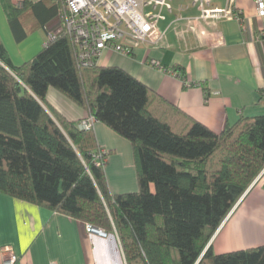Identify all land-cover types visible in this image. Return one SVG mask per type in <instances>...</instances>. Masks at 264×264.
Listing matches in <instances>:
<instances>
[{"label":"trees","instance_id":"1","mask_svg":"<svg viewBox=\"0 0 264 264\" xmlns=\"http://www.w3.org/2000/svg\"><path fill=\"white\" fill-rule=\"evenodd\" d=\"M1 3L21 36L64 7ZM49 90L130 144L135 193L110 194L111 152L99 157L93 129L79 131L49 109ZM263 171L264 115L215 133L118 67L79 66L67 35L17 67L0 45V193L115 232L126 264H264V245L207 248L260 175L264 190Z\"/></svg>","mask_w":264,"mask_h":264},{"label":"crops","instance_id":"2","mask_svg":"<svg viewBox=\"0 0 264 264\" xmlns=\"http://www.w3.org/2000/svg\"><path fill=\"white\" fill-rule=\"evenodd\" d=\"M22 1L11 0L15 5ZM229 3L240 21L211 20L195 25L192 20L199 16V10L191 0H170L171 12L162 10L165 18L157 24V30L163 32L159 42L138 46L132 57L106 51L97 65L122 69L215 133L240 117L262 116L264 16L257 15L253 0H213L211 7L222 9ZM59 28V19L53 16L43 28L21 36L19 28L14 30L8 24L0 0V45L14 67L29 61L43 48L46 30L56 32ZM216 38L223 43L213 45L211 41ZM152 59L180 77L151 68L147 62ZM45 100L49 109L68 122L76 123L86 116L54 90L48 91ZM93 131L100 150L111 152L104 168L110 194L135 193L137 181L130 144L100 123ZM261 184L258 177L216 231L210 240L212 250L221 238L226 239L221 245L228 249L225 253L233 248L236 251L264 245ZM86 225L0 193V264L7 253L17 258L15 264H126L115 232L101 237L87 233Z\"/></svg>","mask_w":264,"mask_h":264},{"label":"built area","instance_id":"3","mask_svg":"<svg viewBox=\"0 0 264 264\" xmlns=\"http://www.w3.org/2000/svg\"><path fill=\"white\" fill-rule=\"evenodd\" d=\"M213 0H191L197 6L199 16L194 20L195 25L206 21H240L238 12L229 3L225 8H212ZM257 15L264 16L263 0H253ZM162 10L171 12L170 0H64V7L57 15L60 28L56 32L46 30L47 45L61 36L71 39L77 64L88 66L97 64L101 55L113 52L124 57H132L135 49L143 44H156L163 37V32L157 30V24L164 20ZM179 19L183 17L179 16ZM206 37L207 34L203 33ZM220 45V38L211 41ZM147 65L160 72L179 78L180 74L165 69L158 61L149 60ZM186 87L190 86L184 82ZM97 120L89 116L76 123L79 131L94 129ZM105 152L100 150L99 157ZM98 157V158H99ZM86 232L105 237L99 229L86 225ZM17 258L7 253L3 264H15Z\"/></svg>","mask_w":264,"mask_h":264},{"label":"rangeland","instance_id":"4","mask_svg":"<svg viewBox=\"0 0 264 264\" xmlns=\"http://www.w3.org/2000/svg\"><path fill=\"white\" fill-rule=\"evenodd\" d=\"M31 33V32H30ZM5 39V42H6V44L8 45V47H9V49H11V47L9 46V44L7 43V39L6 38H4ZM12 51V50H11ZM117 136V135H116ZM118 137V136H117ZM120 138V137H119ZM122 139V138H121ZM122 140H124V139H122ZM125 142H127L126 140H124ZM128 143V142H127ZM129 144V143H128ZM132 160H133V157H132ZM132 170H133V172H134V177L136 178V171H135V167L133 168L132 167ZM264 172V171H263ZM262 175H260L259 177H261ZM136 180V179H135ZM222 241H226V239L225 240H222V238L219 240V241H217L216 242V244L214 245V247H213V252L215 253V254H218V253H225V251H228V249L227 248H222L221 247V245L223 246L224 245V243H222ZM234 249V248H233ZM233 249H229V250H231V251H235V250H233Z\"/></svg>","mask_w":264,"mask_h":264},{"label":"water","instance_id":"5","mask_svg":"<svg viewBox=\"0 0 264 264\" xmlns=\"http://www.w3.org/2000/svg\"><path fill=\"white\" fill-rule=\"evenodd\" d=\"M252 185H253V184H252ZM252 185H251V186H252ZM246 192H247V191H246ZM246 192L244 193V195L246 194ZM244 195L241 197V199L238 201V203H237V204L235 205V207L232 209L231 213H232V212L234 211V209L238 206V204L240 203V201L243 199ZM231 213L226 217V219H225L224 222L221 224V226L226 222V220L229 218V216L231 215ZM221 226H220V227H221ZM209 245H210V242H209L207 248L209 247ZM207 248H206V249H207ZM206 249H205V250H206ZM205 250H204V252H205ZM204 252H203V254H204ZM203 254H202V255H203ZM202 255H201V257H202Z\"/></svg>","mask_w":264,"mask_h":264}]
</instances>
